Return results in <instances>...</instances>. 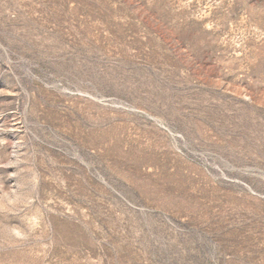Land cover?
<instances>
[{
    "label": "rangeland",
    "instance_id": "obj_1",
    "mask_svg": "<svg viewBox=\"0 0 264 264\" xmlns=\"http://www.w3.org/2000/svg\"><path fill=\"white\" fill-rule=\"evenodd\" d=\"M0 264H264V0H0Z\"/></svg>",
    "mask_w": 264,
    "mask_h": 264
}]
</instances>
